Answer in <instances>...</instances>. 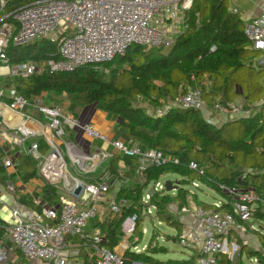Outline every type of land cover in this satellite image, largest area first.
<instances>
[{
  "label": "built area",
  "instance_id": "built-area-1",
  "mask_svg": "<svg viewBox=\"0 0 264 264\" xmlns=\"http://www.w3.org/2000/svg\"><path fill=\"white\" fill-rule=\"evenodd\" d=\"M220 1L229 4L230 12L239 14L237 0ZM194 2L195 0H31L28 5L0 20L1 23L12 17L17 25L15 27L4 22L0 28V78L27 79L35 74L53 75L72 73L86 67L98 68L123 56L132 46L170 49L177 38L187 31ZM5 5L6 1L0 0L1 8ZM260 5V15L245 21L244 34L249 42L248 47L264 55V0H260ZM195 17L199 24L200 15L197 13ZM42 39L57 43L56 59L16 65L10 62L7 55L10 44L24 47ZM216 50L217 46L213 45L209 52L214 53ZM258 65L263 66L264 59L260 58ZM105 71L108 73L107 69ZM201 85L208 86L209 83L205 80ZM37 99V103L31 106L15 88L0 90V149L3 151V166L11 175H17L18 163L3 148H22L30 138H43L53 149L52 154L42 157L38 143H32L27 154L37 162H43L38 175L45 184L57 188L61 201L59 208H42L41 212L33 213L29 220L16 209L12 213L13 225L0 224V264H5L8 260L5 242L11 243L30 263L67 264L64 254L69 239H80L89 245L93 264H126L125 253L130 250L129 242L136 235L139 215L133 213L123 220L121 232L124 242L121 247L119 245V251L104 245L105 237L100 227L92 228L94 221L102 222L101 218L107 214L117 215L126 205L125 199L107 200L116 183L122 186L129 181L125 176L129 169L122 161L118 164V175L123 181L111 179L108 168L112 157H138L140 167L137 173L140 175L149 167H162L169 162L178 164V159L159 150L142 151L138 144L123 139H111L92 123H80L76 117L65 112L64 106L44 107L42 98ZM257 105L264 108V98ZM29 107L36 109L37 115L43 116L48 122L47 127L43 125L44 120H37L26 112ZM174 107L196 110L208 118L218 114L222 123L251 116L242 105L227 108L215 102L209 106L203 99L200 88L190 90L168 103V109ZM4 110L19 114L24 121L40 127L41 131L31 130L26 134L20 127L10 126L3 115ZM46 128L48 134H45ZM67 129L81 133L82 139L89 143L91 153L75 141H66L64 138ZM94 142H98L101 147L94 145ZM62 148L64 151H60ZM55 155H58L60 169L63 171L58 178L51 180L45 171L51 174L57 171V168L49 164L50 158ZM105 161H109V165L100 175L88 177L95 174ZM69 166L75 168V176L70 175ZM190 169L200 175L204 173L203 168L196 163H192ZM87 180L92 182L88 183ZM152 185L153 189H164L159 182ZM78 186H82L83 191L77 197L74 190ZM199 188L200 184L194 182L190 197ZM218 189L229 196V203L220 199L213 203L214 209L211 210L201 207H183L177 210L179 219L191 216L194 220L193 225L183 226L178 239L183 247L195 253L192 256L196 258L190 264H217L220 255L226 253L231 236L241 233L248 224L254 225L255 209L251 203L255 196L242 194L236 188L221 184ZM9 190H13L12 186ZM151 197L147 194L142 201L150 214H156V207L148 206ZM225 204L231 206L232 212L219 210ZM48 222L53 224L49 225Z\"/></svg>",
  "mask_w": 264,
  "mask_h": 264
},
{
  "label": "trees",
  "instance_id": "trees-1",
  "mask_svg": "<svg viewBox=\"0 0 264 264\" xmlns=\"http://www.w3.org/2000/svg\"><path fill=\"white\" fill-rule=\"evenodd\" d=\"M5 1V7L0 6V20L31 3V0ZM197 13L200 15L199 24L195 17ZM4 22L17 26L13 18L8 17L0 23V28ZM244 25L245 22L238 14L230 12L227 2L195 0L187 31L177 38L170 49L132 46L123 56L98 68L86 67L72 73L35 74L27 79H16L15 89L30 105L44 94L57 98L65 95L70 99L69 111L72 113L78 107L85 109L89 106L107 113L115 122L116 139L136 143L142 151L159 150L178 159V164L169 162L162 167H149L140 175L137 173L140 167L138 157L113 155L108 168L111 179L123 181L118 175V164L122 161L129 169L125 176L129 182L130 179L132 181L127 186H121L120 198L124 196L126 205L121 208L120 213L109 214L103 223H92V228L100 227L102 230L104 245L109 249H114L122 240L123 220L133 213L139 215L143 190L168 173L181 177L175 195L154 194L148 204L156 207V215L161 223L165 221L170 226L183 228L177 217L170 213L169 206L177 204L179 210L189 207L188 198L194 182L199 183L200 187L203 184L213 190L227 203L230 198L219 191V184L236 188L242 194L254 193L257 198L254 203L257 204L254 220L264 223L263 111L218 127L208 123L203 114L196 110L174 107L162 116H150L139 104L143 101L156 109L162 108L180 95L200 88L203 99L209 106L216 102L229 108L238 99H242L245 110L254 108L264 94V65H258L261 54L248 47ZM213 45L217 46V50L210 53ZM7 55L14 65L53 60L57 58V43L42 39L24 47L10 44ZM205 80L208 81V86L201 85ZM65 138L87 146L81 133L76 130L67 129ZM37 143L40 155L45 157L50 150L49 145L44 139ZM7 148L9 146L3 148L7 153L19 150L17 147ZM2 153L0 149V183L6 184L17 176L24 183L38 177V162L22 152L16 167L17 175H9L3 166ZM192 163L203 168V175L190 169ZM140 177L144 180V185H136L135 188L134 179ZM185 185L190 188H184ZM40 197L45 206L59 208L61 199L54 186L45 184ZM25 204L32 206L37 212H41L43 208L40 203ZM197 206L205 210L214 209L213 204L208 205L199 200ZM219 210L232 212L229 204ZM140 226L139 219L137 231ZM165 251L129 253L125 258L129 260L127 264H190L196 258L192 256L182 262L155 258V255L167 253ZM217 264L231 262L221 254Z\"/></svg>",
  "mask_w": 264,
  "mask_h": 264
},
{
  "label": "rangeland",
  "instance_id": "rangeland-1",
  "mask_svg": "<svg viewBox=\"0 0 264 264\" xmlns=\"http://www.w3.org/2000/svg\"><path fill=\"white\" fill-rule=\"evenodd\" d=\"M146 51H148V49ZM261 59L262 60L264 59L263 54H261ZM16 84L17 82L15 78H11V77L0 78V90L8 91L10 88H15ZM263 98H264V94L262 96V99ZM37 101L38 99L35 100V104L37 103ZM41 101L44 107L49 106V104H53L54 106L58 105L62 107L63 104H65L66 102H70V99L69 97L64 95L62 98H57L55 96L42 98ZM139 104L141 107L147 110V113L150 116H162L168 110V105H164L162 108L156 109L154 107H151L148 103L143 102V101H140ZM261 109H262L261 107H258V105H255L254 108H251L248 111L250 112L251 116H255L257 114H260V112L262 111L264 112V110L263 109L261 110ZM84 110L85 109H81V113L78 112L79 109L75 111L76 114L79 115V118L82 117L80 119L81 121H79L82 124H85L88 114H90V111H91V110H86L84 112ZM26 112L28 114H31L33 118H37V119L41 118V116L37 115L36 109L34 108H30V109L28 108L26 109ZM70 113L72 114V112ZM204 118L205 120H207V122L214 124L218 127H220L221 124H223L218 114H213L212 118H208L207 116H204ZM43 125L47 127L48 122L44 120ZM45 131L47 132V128L45 129ZM110 138L114 139V137L113 138L110 137ZM42 139L43 138L37 137V138H30L26 140V144H25L26 146L24 147V151H27V149L31 146L32 143H37L39 140H42ZM64 139L66 141L69 140L66 138ZM84 147L85 149L84 148L83 149L85 151L91 153L89 145L84 146ZM10 148H14V147L9 146V148L7 149H10ZM60 151H64V149L62 148V150ZM52 152H53V149L50 147V150L46 153L45 156L51 155ZM10 153L14 155L13 157L15 159L17 158V160H19V156L21 155L19 150H16L15 153H13V151ZM42 163L43 162H38V171L40 170ZM108 165H109V161L103 162L98 168L97 172L95 174H90L88 177L100 175L101 172H103V169L106 168ZM68 171L70 175L72 176L76 175L75 168H70L69 166ZM128 173H129V170L126 174ZM68 180L70 181L69 176H68ZM131 181L132 180L130 179V182L128 181L126 184H124V186L131 184ZM168 181L171 182V185L173 187H176V186H179V183H181V177L173 173L165 174L158 181L161 186H164V189H159V190L153 189L152 188L153 185L151 183L146 189L143 190L142 199L139 203L141 211L138 210L140 211L139 218L141 221V226L139 230L137 231V234L135 235V237L130 240L129 245L131 248L129 251H126L125 255L129 253L143 254L147 251L155 252L159 250H166L165 252L167 253L155 255V258H157L158 260H162V261H166L170 259V260L178 261V262L187 261L192 255L193 252L189 248L183 247L178 240L180 239L181 229L175 226H170L165 221H162L161 225L158 224L161 221V219H159L154 212H151L150 214L149 211H147L146 204H144L142 201L143 198L149 193V190L151 189H153V192L156 195H160V196H164L166 194L175 195L174 192L177 191V189L176 190L173 189V191L169 193L165 191V183ZM134 183H135L134 184L135 188L137 186L142 187L144 185V180L142 179V177H140L138 179H134ZM184 188L189 189L190 186L185 185ZM194 194L196 195L195 198L194 197L188 198V202L190 203V205H195V204L197 205L198 200H201L202 202H205L208 205H212L215 201H218L221 199L220 196L216 192H214L213 190H210L203 184H202V187H200L197 190H194ZM107 197L109 199L110 195H108ZM254 203H255V200L251 203V206L255 209L257 207V204H254ZM177 210H178L177 204H171L169 206L170 213L176 216L178 221H180V219L177 216ZM122 242H124L123 239L119 242L118 246L120 245L121 247ZM227 246L228 247H226L225 249L226 253L224 255L227 256L231 264H264V223L261 224L257 222L256 220H254V225L248 224L245 227V230H243L241 233L233 234L231 236L230 244H228ZM124 262L127 264L129 260L125 258Z\"/></svg>",
  "mask_w": 264,
  "mask_h": 264
},
{
  "label": "crops",
  "instance_id": "crops-1",
  "mask_svg": "<svg viewBox=\"0 0 264 264\" xmlns=\"http://www.w3.org/2000/svg\"><path fill=\"white\" fill-rule=\"evenodd\" d=\"M236 5L238 8V13H239L238 15L242 18L244 22L258 17L261 13L260 0H237ZM40 98H47V96L44 94ZM34 103L35 101L32 102V105ZM244 103L245 102L242 99H238L237 102L233 104L232 106H237V105L243 106ZM52 105L53 104H49V106H52ZM63 106H64L65 112L68 114H71L69 111L70 102H66L65 104H63ZM30 108H33V107H29V109ZM77 109H79L78 112L81 113L82 108L78 107ZM77 109L75 111H77ZM86 110H91V111H90V114H88V117L85 123H92L94 127L98 129L100 132L106 134L109 137L115 138V133H114L115 122L112 121L107 116V113L97 110L93 106H89L85 108L84 112ZM71 115H73L79 121H81L80 119L82 117L79 118V115H77L76 112H73ZM39 116H41V118L39 119L35 118V119L42 121L43 120L42 115H39ZM83 142H86V141L83 139ZM76 143L79 144V142H76ZM96 144H98V142H94V145ZM87 145H89V143H87ZM96 146L101 147V145L99 144ZM81 147L85 149V147L82 144H81ZM18 149L20 153L22 152V153L27 154V151H24V147L18 148ZM8 154H11V153H8ZM11 156H14V155L11 154ZM13 159L14 161L18 163L17 158L15 159L13 157ZM106 168H104L103 170H105ZM7 173L10 174L11 172H9L8 170ZM10 186H12V189H13L12 191L9 190ZM44 186H45V183L39 177V175L37 178L31 179L27 183L22 182V180L18 176L14 177L11 181L8 180L6 184L0 183V224L2 226L13 225L14 219L12 217V213L16 209L20 211V213L25 219L29 220L30 218H32L33 213H36L37 211L32 206H29V205L27 206L25 202H28V203L34 202L36 205H39L40 203L43 206V208H48V206H45V204L41 203L40 196H41L42 188ZM120 192H121V186L119 183H116L115 186L111 188L110 194H108L110 195L109 199L107 197L108 202L112 200H117V201L122 200L124 196L120 198ZM250 194L253 195V197L255 196L254 193H250ZM255 199H257L256 196H255ZM199 202L202 203L201 200H199ZM196 207H198L196 204L190 205L189 203V208L195 209ZM108 215L109 214L101 218V221H102L101 223L105 221ZM180 222L182 223L183 226L193 225L194 220L191 216H184V217L182 216L180 218ZM4 246L6 247V250L8 252V260L5 264H42L41 262H34V263L28 262L25 259V257L22 255V253L19 250L13 248L12 244L9 242H5ZM114 250L119 251V246L114 248ZM91 254H92V249L84 241L82 240L80 241L78 239H69L67 241L66 252L64 254V257L67 259V264H93V260L91 259ZM191 257L192 255L190 256V258Z\"/></svg>",
  "mask_w": 264,
  "mask_h": 264
},
{
  "label": "bare ground",
  "instance_id": "bare-ground-1",
  "mask_svg": "<svg viewBox=\"0 0 264 264\" xmlns=\"http://www.w3.org/2000/svg\"><path fill=\"white\" fill-rule=\"evenodd\" d=\"M3 115L5 117L6 122L12 126V127H20L21 130L24 133H28L29 131H35V132H40L41 128L36 126V125H32L31 123H28L26 121H24L22 119V117L19 114L10 112L8 110H4L3 111ZM45 134H48V132H46ZM49 164L51 166H53L55 169L57 168V171L54 173H50V172H46V175L48 176V178H50L51 180H55L56 178L59 177L60 173L63 171L60 169V162L58 159V155L52 156L50 158Z\"/></svg>",
  "mask_w": 264,
  "mask_h": 264
},
{
  "label": "water",
  "instance_id": "water-1",
  "mask_svg": "<svg viewBox=\"0 0 264 264\" xmlns=\"http://www.w3.org/2000/svg\"><path fill=\"white\" fill-rule=\"evenodd\" d=\"M231 122H234V121H231ZM179 187L178 186H176V187H173L172 185H171V182L170 181H168V182H166L165 183V190H166V192H171V191H173V189H178ZM82 191H83V188H82V186H78L75 190H74V195L75 196H80L81 195V193H82ZM150 196H153L154 195V192H153V190L151 189V190H149V193H148ZM87 198V196L85 195L84 196V199H86Z\"/></svg>",
  "mask_w": 264,
  "mask_h": 264
}]
</instances>
